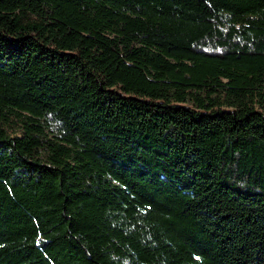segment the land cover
<instances>
[{
  "label": "trees",
  "instance_id": "1",
  "mask_svg": "<svg viewBox=\"0 0 264 264\" xmlns=\"http://www.w3.org/2000/svg\"><path fill=\"white\" fill-rule=\"evenodd\" d=\"M0 264H264V0H0Z\"/></svg>",
  "mask_w": 264,
  "mask_h": 264
}]
</instances>
